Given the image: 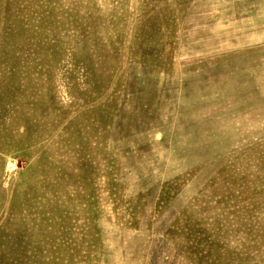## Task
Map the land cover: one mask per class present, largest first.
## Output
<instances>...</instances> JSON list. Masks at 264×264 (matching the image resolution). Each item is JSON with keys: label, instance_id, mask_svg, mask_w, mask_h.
<instances>
[{"label": "rangeland", "instance_id": "1", "mask_svg": "<svg viewBox=\"0 0 264 264\" xmlns=\"http://www.w3.org/2000/svg\"><path fill=\"white\" fill-rule=\"evenodd\" d=\"M0 264H264V0H0Z\"/></svg>", "mask_w": 264, "mask_h": 264}]
</instances>
